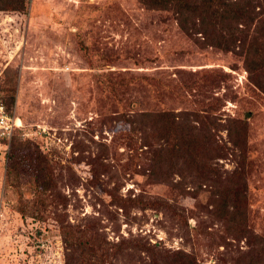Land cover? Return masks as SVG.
<instances>
[{
    "label": "rangeland",
    "instance_id": "obj_1",
    "mask_svg": "<svg viewBox=\"0 0 264 264\" xmlns=\"http://www.w3.org/2000/svg\"><path fill=\"white\" fill-rule=\"evenodd\" d=\"M30 1L33 6L27 13L0 10V79L7 87H16L13 109L23 121V138L30 145L39 144L56 163L58 189L71 200L64 207L62 199H55L40 217L25 218L19 204L32 201L34 184L26 175L19 181L8 180L6 151L0 146V264H66L68 248L54 204L73 224L94 217L111 241L147 235L161 251L194 254L199 264H252V252L261 260L258 264H264V93L250 78L238 51L207 45L200 33L185 32L172 10H145L134 0ZM38 1L52 9H42ZM53 12L58 14L56 20ZM93 58L98 62L102 58L100 65L107 59L115 61L102 68ZM99 70H113L114 77L146 76L150 89L132 81L133 89L122 96L124 102L139 104L135 110L171 107L180 111L183 98L185 109L201 111L222 123L246 111L255 112L248 148L250 188L243 201L245 237H233L225 222L213 216V205H208L210 195L218 194L225 185L218 176L201 188L190 185L179 196V204L190 216L184 229L178 222L166 220L163 212L132 204L139 193L167 195L170 187L151 182L156 176L148 175L145 163L149 155L141 154L147 147L141 149L129 127L117 120H109L104 128L103 140L110 147L106 162L111 170L102 175L104 185L90 184L89 156L98 154V146L84 132L77 133L100 115V87L94 77ZM3 77L8 78L4 81ZM187 83L194 87L181 92L179 86ZM117 104L120 110L110 109L112 115L122 111L119 100ZM217 131L219 141L236 150L228 129ZM94 138L100 140L101 135L96 132ZM79 140L88 145L85 151L77 147ZM220 165L225 178L236 168L234 153L230 151ZM77 176L76 189L61 186L66 180L77 181ZM174 176L175 181L181 179L178 173ZM117 178L123 183L118 192L121 202L114 201L111 194ZM112 213L116 221L111 219ZM116 261L148 264L141 257Z\"/></svg>",
    "mask_w": 264,
    "mask_h": 264
},
{
    "label": "trees",
    "instance_id": "obj_2",
    "mask_svg": "<svg viewBox=\"0 0 264 264\" xmlns=\"http://www.w3.org/2000/svg\"><path fill=\"white\" fill-rule=\"evenodd\" d=\"M134 1L145 10H172L180 19L181 28L188 34L200 33L205 44L219 47L225 52L238 51L243 57L250 78L264 93V0ZM38 4H41L42 9L43 7L46 9V6L52 9L46 3L42 4L38 1ZM30 6H33L30 0H0V10L27 13ZM53 14V19L56 20V13ZM93 59L94 64L100 65L102 58L99 62L98 59ZM114 61V58L107 59L100 67L103 68L106 63L111 64ZM113 74V70L94 72L100 87L101 106L98 107L100 115L88 120L85 129L77 133L78 135L84 132L83 134L98 146V154L89 156L88 163L92 175L90 184L104 185L102 175L111 170L110 163L106 162L110 155V147L103 140L104 128L109 120H117L124 123L125 128L129 127L131 138L133 135V138L135 136L140 141L141 149L147 147L141 150V154L149 155L145 166L150 169L148 172L150 177L156 176V180L151 182L170 187L167 195L150 196L139 193L132 199V204L143 210L151 208L163 212L166 220L176 221L184 229L189 226L190 216L185 207L179 204V196H184L190 185L201 188L210 183L212 176H218L225 181V185L218 194L210 195L208 205H213V210L215 209V212L212 211L213 216L225 222L227 231L233 237L237 239L245 237L246 217L243 201L244 195L250 188L247 179L251 168L248 148L252 132L251 118L255 112L249 110L241 116L230 117L227 123H222L214 117L208 118L201 111L185 109L183 98L180 101L182 103H179L183 107L180 111L171 107H160L158 111L153 108L135 110L134 108L139 104L134 100L124 102L122 96H126V93L133 89L132 84L130 85L132 81L139 85L143 83L148 89L151 88V82L146 76L128 78L120 75L114 77ZM7 78H4V81ZM2 81L0 79L1 98L7 109L12 111L16 87L11 85L7 87V83L2 84ZM160 82L163 83L161 80ZM179 87L182 88L181 92H186L194 86L187 83ZM134 94L129 95L134 96ZM118 100L122 111L112 115V112H117L116 109L120 110ZM112 108L115 109L109 111ZM196 121L200 124H196ZM221 128L228 129L230 141L236 150L233 151L226 143L219 141L217 130ZM22 131L24 129L21 128L16 131L10 149H6L7 140L3 139V150L6 151L8 161V180L19 181L22 175H26L28 181L34 184L35 197L32 201L24 202L23 206L19 204L22 215L26 218L37 214V217H40L41 212H44L46 206L55 199H62L65 204L63 206L67 207L71 199L58 189L59 182L55 176L56 163L39 144L30 145L29 139L23 138L25 132ZM96 132L101 135L100 140L94 138ZM85 144L84 140H79L77 147L81 146L82 151H85L88 146ZM230 151L235 155L236 168L223 178L225 171L221 168L220 160L228 157ZM25 171L28 173H24ZM175 173L179 174L180 180L175 181ZM64 178L63 175L62 179ZM79 180L80 177L77 176V181L66 180L61 186L69 185L76 189ZM122 185L123 183L117 178L115 190L111 193L114 201L121 202L118 192ZM105 189L108 190L107 187ZM54 205L55 217L61 222L62 236L68 248L66 264H116L117 259L124 261L128 258L134 261L138 257L148 261V264H199L194 254L184 251L170 253L161 251L159 245L150 243L147 235L130 238L122 236L119 241H111L108 239V234L102 230V223L96 221L94 217L88 216L84 218L85 222L73 224L68 220V215L59 211L58 205ZM110 217L114 221L117 220V216L113 213ZM116 230H119L118 227ZM226 243L230 246L234 245L228 241ZM144 253L147 254L148 260L144 257ZM252 253V264L260 263L261 260L254 252Z\"/></svg>",
    "mask_w": 264,
    "mask_h": 264
},
{
    "label": "built area",
    "instance_id": "obj_3",
    "mask_svg": "<svg viewBox=\"0 0 264 264\" xmlns=\"http://www.w3.org/2000/svg\"><path fill=\"white\" fill-rule=\"evenodd\" d=\"M2 92L0 91V146H3V139L7 140L6 149H10L11 140L15 131L22 127L23 121L17 114L16 109L9 111L2 101Z\"/></svg>",
    "mask_w": 264,
    "mask_h": 264
}]
</instances>
